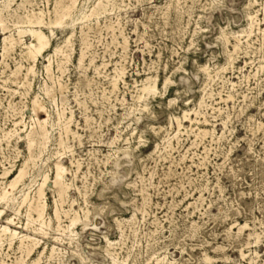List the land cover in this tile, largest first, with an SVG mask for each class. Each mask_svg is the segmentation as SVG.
Returning <instances> with one entry per match:
<instances>
[{
  "label": "rangeland",
  "instance_id": "374dc122",
  "mask_svg": "<svg viewBox=\"0 0 264 264\" xmlns=\"http://www.w3.org/2000/svg\"><path fill=\"white\" fill-rule=\"evenodd\" d=\"M27 1L12 0L9 30L0 28V193L28 159L32 129L50 142L42 174L52 179L61 159L71 190L59 224L57 194L45 188L49 237L36 235L29 258L17 239H0V264H31L45 245L39 264H264V0H104L100 17L97 0ZM67 6L68 26L43 28L52 48L35 74L22 46L3 59L18 17L34 10L49 22ZM73 31L71 56L56 55ZM148 79L156 92L144 94ZM35 99L44 111L34 113ZM59 116L72 117L74 135L51 125ZM33 176L0 205V225L28 236L40 226L30 220L26 231L19 205L42 183ZM75 212L81 222L63 232Z\"/></svg>",
  "mask_w": 264,
  "mask_h": 264
},
{
  "label": "bare ground",
  "instance_id": "6f19581e",
  "mask_svg": "<svg viewBox=\"0 0 264 264\" xmlns=\"http://www.w3.org/2000/svg\"><path fill=\"white\" fill-rule=\"evenodd\" d=\"M23 1V0H22ZM34 1V0H33ZM108 1V0H105ZM78 2V1H77ZM65 3V1H64ZM67 3V2H66ZM65 3V4H66ZM27 4H32L31 1H27ZM61 4V3H60ZM71 4L74 6L75 2H71ZM70 4V5H71ZM176 4V3H175ZM11 5H12V0H4L3 1V8H0V28L2 29L3 32L9 30V28L7 27V23L5 20V13L8 16H11ZM24 5V4H23ZM63 5V4H62ZM177 5V4H176ZM57 6V5H56ZM65 6V5H64ZM20 7V6H19ZM169 7V6H168ZM61 8V7H60ZM72 6H67L64 7L61 11H54L55 15H54V19H50L49 22L45 21L44 19V15L42 12H34L33 11H28L27 10V14L23 15L22 17H18L17 21L14 22L13 27L15 30V33L13 34L12 30L9 31V35L5 36L3 41V59L5 60L7 58V56L9 55V53L13 50H15L14 48L16 46H22L25 50H26V55L28 57V60L32 61V63L34 64L33 66H31L28 69V72H32L35 74V64L37 59L42 56L44 54L45 51L49 50L52 48V44H51V39L50 37H48V35L45 34V32L43 31V28H49L51 30V34L52 36L54 35L53 29L54 27H63V26H68L69 23H67L66 19L70 18V11H71ZM114 8V7H113ZM116 8V7H115ZM22 9V8H21ZM88 9V8H87ZM91 13L92 15H97V17H100L101 14H103L105 12L106 9V5L104 4V0H97V3L94 4L93 6H91ZM89 9V11H90ZM118 9V8H117ZM15 10V9H14ZM20 10V9H19ZM40 10V9H39ZM114 10V9H113ZM73 11V10H72ZM17 12V11H16ZM26 13V12H25ZM81 13V12H80ZM84 13V12H83ZM82 15V19H86L88 18L89 15L87 14H83ZM88 13V12H87ZM95 13V14H93ZM54 14V13H53ZM181 14V13H180ZM19 15V14H18ZM47 15V14H46ZM14 16V15H13ZM20 16V15H19ZM46 17V16H45ZM96 17V18H97ZM12 18V17H11ZM16 18V17H15ZM73 18V17H72ZM180 18V17H179ZM77 20L72 21L70 23V26L73 28L75 27V22L78 21V17H76ZM254 17L253 15H248V20L251 21V24H249V27H252L253 23H254ZM8 20V19H7ZM12 20V19H11ZM14 20V19H13ZM69 20V19H68ZM82 20V21H83ZM87 21V20H86ZM165 24V23H164ZM256 24V23H255ZM86 25H84L85 27ZM88 26V25H87ZM91 27V26H90ZM12 28V27H11ZM121 28V27H120ZM253 28V27H252ZM115 29V28H114ZM260 30V29H259ZM262 31V30H261ZM84 32V31H83ZM250 32V31H249ZM252 32V31H251ZM259 32V31H258ZM17 34V37L16 35ZM25 35L30 36L31 41H29V43L25 42V40L23 39V37H25ZM74 36V31L71 33L70 37H68L62 46H59L57 48H54L53 51L55 52V54H62L65 58H68L69 56H71L72 52H73V45H72V38ZM118 36V35H117ZM264 37V35H263ZM52 38V37H51ZM85 40V39H84ZM120 43V42H119ZM125 43L127 44V41L125 40ZM57 46V45H56ZM88 46V45H87ZM236 48V47H235ZM65 49H67L68 51H70V55L66 54ZM84 50V49H82ZM23 53V52H22ZM11 55V54H10ZM26 57V56H25ZM80 60L79 62L81 63L84 58H85V53L82 52L81 56H80ZM51 58V57H50ZM49 58V59H50ZM230 59V58H229ZM63 60V59H62ZM50 62V61H49ZM64 62V61H63ZM51 63V62H50ZM50 67L51 64L47 65L45 67L47 73H49L50 71ZM122 68V67H121ZM123 71V70H122ZM14 74V73H13ZM116 75V74H115ZM14 76V75H13ZM121 76V75H120ZM117 79V78H116ZM32 80V79H31ZM119 81V80H118ZM155 81V80H154ZM9 82V81H8ZM31 82V81H30ZM55 82V81H54ZM117 82V81H116ZM19 85V84H18ZM111 85V84H110ZM64 86V85H63ZM113 86V85H112ZM157 88L156 86V82H152L151 80H147L146 83L143 85L142 87V91L144 94L145 93H150V92H154L155 89ZM25 90V89H24ZM113 90V89H112ZM156 92V91H155ZM26 93V92H25ZM54 93V88L53 87H48L46 88L45 94L48 96V98H50L53 96ZM61 93V92H60ZM113 93V91H112ZM38 95V94H36ZM27 96V95H26ZM35 98V97H34ZM39 98V97H38ZM138 100V99H137ZM43 102V101H42ZM31 103V102H30ZM45 103V102H44ZM12 104V103H11ZM31 105L33 106V111L34 113H38L40 110H43V108L41 107V105L39 104L38 100L35 99L32 101ZM43 105V104H42ZM27 108V107H26ZM46 108V107H44ZM32 109V108H31ZM46 110V109H45ZM44 111V110H43ZM59 112V111H58ZM60 113V112H59ZM187 113V112H186ZM198 113V112H197ZM49 115V114H48ZM60 115V114H59ZM39 116V115H38ZM201 116V115H200ZM199 116V117H200ZM54 117V116H53ZM67 117V116H66ZM184 117V115H183ZM188 118V117H186ZM197 118V117H196ZM51 119V118H50ZM49 119V120H50ZM71 118H65L62 116H59L58 121L54 122L53 126H55V124L57 125H61L64 127V134L66 135V137H68L69 134H73L72 130L70 129V123H71ZM200 120V119H199ZM44 122H46V120H44ZM179 122V121H178ZM200 122V121H199ZM37 123V122H36ZM40 123V122H39ZM48 123V122H47ZM88 123V122H87ZM196 123V122H195ZM35 124V123H34ZM194 125V124H193ZM36 126V125H35ZM39 126V125H38ZM52 126V127H53ZM43 127V126H42ZM41 127V128H42ZM50 127V126H49ZM181 127V126H180ZM179 127V128H180ZM34 128V127H33ZM54 128V127H53ZM60 129V128H59ZM208 130V129H207ZM39 131V130H38ZM41 133H38L36 130L32 129L31 131H29L25 137L27 139L26 142V148L28 151V159L23 163V165H21L22 167L20 168V170L18 171V173L16 175H14L13 178L10 179L8 185L3 187V190H1L2 192L0 193V205H5L6 207L9 206V204L15 199L14 194L15 191L18 189L19 185L23 184L25 178L28 176L29 174V170L34 171V178H36L37 176H41L42 177V183L39 184V188H37V191L34 195V197H30L28 193L24 194L22 201L20 203L19 206H23L25 204L28 205L29 208V212H28V220L25 224H23V228L27 231L30 228V220L33 221L34 223H39L38 225L40 227H35L32 229L33 232V236H28L27 234H22L21 232H19L16 229H11L9 226L6 225H0V239L2 241H4L5 239H8L10 242H13L14 240H18L20 243V247L21 249H23L25 255L27 258H29L34 249H36V247L41 244V241L39 239H37L36 235L41 234L43 236L41 237H49L50 233L48 232L49 228L51 227L52 221L51 218L47 216V211H48V204L46 202V194H45V188L50 185V187L52 189L55 190V193L57 194L58 200L57 198L55 199V209H54V216L57 220V222L60 224L61 222V210L59 208V204L58 201L60 202V206H62V204L65 201V197L69 196V191L71 190V184L69 183L68 179H67V174L70 172L68 170V168L63 164L61 159H58L56 161V163L54 164V169H53V178L51 179L50 177V173L49 172H45L42 174L43 171V167L44 165L51 160V156L48 157L44 162H42L41 164L38 163V160H40L41 158H44V154L45 151L47 150V146L49 140H48V136L47 133L44 132L45 130L41 129ZM47 131V130H46ZM62 131V132H63ZM9 132V131H8ZM211 132V131H210ZM7 133V132H6ZM61 134V133H59ZM62 135V134H61ZM5 137V136H4ZM13 136H11L12 138ZM66 141V140H65ZM65 141H63V138L60 136L59 142H58V146L60 147H64L65 150ZM67 145V144H66ZM69 150V149H68ZM56 152V151H55ZM60 152V151H59ZM62 159H63V155H61ZM6 170V169H5ZM4 170V171H5ZM9 172H6L4 174V177L8 176ZM9 177V176H8ZM32 177V178H33ZM6 179V178H5ZM33 180V179H32ZM36 181V180H35ZM33 181V182H35ZM3 183H0V185ZM33 185V184H32ZM24 187V186H23ZM32 192V191H31ZM69 198V197H68ZM16 200V199H15ZM69 205V204H68ZM18 206V204H17ZM70 206V205H69ZM12 207V206H11ZM14 207V206H13ZM20 207V208H21ZM19 210V209H18ZM71 211V210H70ZM5 209H0V218L1 216L4 214ZM65 212V213H64ZM64 212H62V214L64 213L65 216L69 215V211L66 212L64 210ZM27 213V212H26ZM72 213V212H71ZM74 215V214H71ZM72 218V217H71ZM70 219V218H69ZM68 219V220H69ZM80 217L78 216V214L75 212V216L71 219L70 221V225H68L66 228L62 229L63 232L69 231L70 233V229H72L73 227H75L78 223H80ZM8 225H16V223L14 222V220L12 218H7L5 224ZM21 223V222H20ZM62 223V222H61ZM57 225V224H56ZM19 226V225H18ZM60 227V225H59ZM56 228V226H55ZM61 228V227H60ZM52 229V228H51ZM241 229V228H240ZM121 231V230H120ZM59 232V231H58ZM72 233V232H71ZM66 235V234H65ZM58 239V238H56ZM110 243V242H108ZM109 245V244H108ZM1 246V245H0ZM12 246V245H10ZM19 248V246H18ZM48 248L47 245L44 246L43 251L40 253V257L37 260H33L31 261V264H39L41 261V257L42 255H44V252L46 251V249ZM55 248H51V254L54 252ZM57 252V251H56ZM1 253V252H0ZM55 253V252H54ZM23 255V254H22ZM49 255V254H48ZM24 256V255H23ZM54 257V256H52ZM51 259V258H50ZM24 262V261H22ZM213 264V263H212Z\"/></svg>",
  "mask_w": 264,
  "mask_h": 264
}]
</instances>
